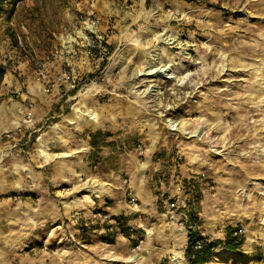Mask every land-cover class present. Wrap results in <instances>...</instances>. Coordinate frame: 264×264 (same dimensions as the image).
<instances>
[{
	"label": "rangeland",
	"instance_id": "obj_1",
	"mask_svg": "<svg viewBox=\"0 0 264 264\" xmlns=\"http://www.w3.org/2000/svg\"><path fill=\"white\" fill-rule=\"evenodd\" d=\"M28 2L42 51L0 66V121L22 129L15 148L0 144V264H188L186 246L157 258L171 224L125 221L144 210L135 189L159 193L171 165L190 207L164 200L184 212L187 235L218 244L206 264H264V0H144L124 28L108 21L105 50L76 56L62 0H23L13 13ZM167 68L176 79L157 74ZM218 175L233 188L216 209L205 198ZM233 230L236 251L225 245Z\"/></svg>",
	"mask_w": 264,
	"mask_h": 264
},
{
	"label": "crops",
	"instance_id": "obj_2",
	"mask_svg": "<svg viewBox=\"0 0 264 264\" xmlns=\"http://www.w3.org/2000/svg\"><path fill=\"white\" fill-rule=\"evenodd\" d=\"M87 1L88 0H62L63 19L72 20L75 19L78 15L85 13L88 9ZM143 2L144 0H94L95 8L102 21V30L107 27V23H109V20L114 25V29L117 30L120 27L124 28V26H122V21H127L131 20L133 17L138 18L139 16H142ZM31 4L32 2L25 3V7L23 10V5L21 4V6L7 20H4L5 15L3 17H0V66L4 67L6 65V62L3 59L5 55H7L9 60L13 59L15 63L25 65L30 62V60H32L29 55L30 52H32L33 50L35 52L42 51L40 45L43 38V33L33 21V16H35L36 13H34V11L31 9ZM20 10L22 11L20 12ZM137 13L138 15L135 16V14ZM120 17H122V19ZM22 24L27 28L26 32H21L19 30V25ZM175 42L176 41H174V43ZM174 43L173 45H175ZM173 48H175V46ZM6 84L8 83H6L5 80H0V115L5 100L2 94H7L4 91V86ZM1 87L3 88V93ZM2 112L6 113V111ZM7 113H13V109L11 110L9 108L7 110ZM21 120L23 125L29 124L26 119ZM0 123L1 137L3 134L2 132L8 130L10 131L17 125L18 122L9 118V120L7 119L5 121H0ZM2 123L4 125H2ZM165 169L166 167H163L161 171L162 175H160V173L158 176V183L160 185V188L157 189L156 187V190L159 191V193L153 192L155 191V189L153 188V190H151V188L149 187L145 188L144 190H140L138 188L135 189L137 192V197L140 199L142 205L144 206V210L142 213L127 217V219L125 220L127 226H131L133 228H141L142 230H145L147 232H149L148 230L156 228L157 222H167V225L171 224L174 227L173 229L170 225L169 227H165V236L163 238H160V240H164L165 248H163L161 254L157 256L158 259H162L166 256V252L170 251L168 247L171 245L172 247H177L178 245L180 247H185L187 245V234L184 231V226L182 224H179L180 221H182L181 217L185 216L184 212L180 211L178 213L175 210H170L168 202L164 199H166L167 197L171 198L172 196H178V199L180 198L181 201L179 202L181 203V205H179L181 207L187 205L188 208L190 207L192 197V193H189L188 190L184 191L182 187V181H184L185 179H183L184 177L179 178L178 176L180 174V166L171 165V167H169V170ZM168 173H171V176L168 180L162 177ZM246 178L249 179L250 177ZM215 181L217 190L215 193H210L206 196L205 203L206 206L214 205V207L218 209V207L223 205L220 202L221 196H223L226 191H230L231 193L233 183H229L228 181L224 182L223 175H218L215 178ZM165 193H167V195ZM182 200L184 201L183 204ZM111 209L114 210L116 216L122 215V210H116L113 206H111ZM126 214L127 213H125L124 216H126ZM151 239L146 240L145 242L146 244H148V246L151 244Z\"/></svg>",
	"mask_w": 264,
	"mask_h": 264
},
{
	"label": "built area",
	"instance_id": "obj_3",
	"mask_svg": "<svg viewBox=\"0 0 264 264\" xmlns=\"http://www.w3.org/2000/svg\"><path fill=\"white\" fill-rule=\"evenodd\" d=\"M88 9L85 13L78 15L75 18V31L74 34L71 33V35H75L78 37L77 43L73 42H66V43H72L67 46L66 49H70L69 51L72 52L73 56H76V52L80 49H84L87 51H92L96 49H103L105 50V47L108 44L109 38L114 34V30L109 25L102 30V21L100 19V16L98 15V12L94 5V0H88ZM15 27V26H12ZM19 30L21 32H26L27 29L25 25H19ZM52 57V56H51ZM4 60L8 59L7 55L3 57ZM45 60H49V56L45 57ZM31 115L28 113L25 117L26 121L29 122ZM174 130L176 129V125H174ZM21 127H17L13 131H7L2 134L0 137V144H5V149H13L16 147L15 142V136L21 132ZM2 147V146H1ZM136 199L133 197L129 200L130 208L133 210L137 209V203L135 201ZM169 208L176 209L177 204L176 202H172L169 205ZM116 223V222H113ZM110 231L112 230V227L108 228ZM233 236H238V232H234ZM203 248V243L200 240H196L194 242L193 246V252L197 253L200 252ZM193 258V256H192Z\"/></svg>",
	"mask_w": 264,
	"mask_h": 264
},
{
	"label": "trees",
	"instance_id": "obj_4",
	"mask_svg": "<svg viewBox=\"0 0 264 264\" xmlns=\"http://www.w3.org/2000/svg\"><path fill=\"white\" fill-rule=\"evenodd\" d=\"M23 0H0V15L6 14L4 12V5L10 4L11 10L9 11L8 16L11 15L14 11V8L17 3H20ZM13 2V3H12ZM235 230L229 231L227 234L226 248L230 251H236L243 243L242 237L233 236ZM196 240H200L203 243V248L200 252L194 253L193 246ZM218 247L216 242H210L206 238L198 237L196 234L189 231L187 235V245H186V259L188 264H206L213 255V252ZM193 256V258H192Z\"/></svg>",
	"mask_w": 264,
	"mask_h": 264
},
{
	"label": "bare ground",
	"instance_id": "obj_5",
	"mask_svg": "<svg viewBox=\"0 0 264 264\" xmlns=\"http://www.w3.org/2000/svg\"><path fill=\"white\" fill-rule=\"evenodd\" d=\"M153 71L154 70H147L146 72V75L147 76H150V75H152L153 74ZM168 71V68L167 69H164V70H158L157 71V74H160V75H163L165 78H169V79H176V77L175 76H173L171 73L169 74V72H167ZM90 123V122H89Z\"/></svg>",
	"mask_w": 264,
	"mask_h": 264
}]
</instances>
